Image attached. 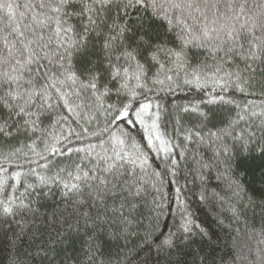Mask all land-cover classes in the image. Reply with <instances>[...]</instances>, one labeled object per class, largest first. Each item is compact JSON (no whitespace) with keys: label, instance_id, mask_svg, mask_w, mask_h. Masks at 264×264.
<instances>
[{"label":"trees","instance_id":"obj_1","mask_svg":"<svg viewBox=\"0 0 264 264\" xmlns=\"http://www.w3.org/2000/svg\"><path fill=\"white\" fill-rule=\"evenodd\" d=\"M0 264H264V0H0Z\"/></svg>","mask_w":264,"mask_h":264},{"label":"rangeland","instance_id":"obj_2","mask_svg":"<svg viewBox=\"0 0 264 264\" xmlns=\"http://www.w3.org/2000/svg\"><path fill=\"white\" fill-rule=\"evenodd\" d=\"M156 139H158V138H156Z\"/></svg>","mask_w":264,"mask_h":264}]
</instances>
